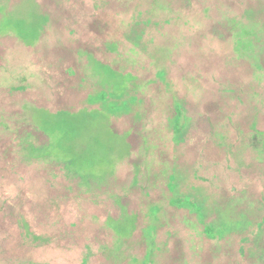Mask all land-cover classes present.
Here are the masks:
<instances>
[{
  "label": "rangeland",
  "instance_id": "374dc122",
  "mask_svg": "<svg viewBox=\"0 0 264 264\" xmlns=\"http://www.w3.org/2000/svg\"><path fill=\"white\" fill-rule=\"evenodd\" d=\"M0 16V264H252L264 207L246 227L253 200L225 199L248 174L264 188L242 125L264 132V0H0ZM193 186L200 220L176 199Z\"/></svg>",
  "mask_w": 264,
  "mask_h": 264
},
{
  "label": "flooded vegetation",
  "instance_id": "af4514ba",
  "mask_svg": "<svg viewBox=\"0 0 264 264\" xmlns=\"http://www.w3.org/2000/svg\"><path fill=\"white\" fill-rule=\"evenodd\" d=\"M4 44H5L4 43V39H3V37H1V40H0V67L3 66V63L2 62H4V58H5V56H4ZM100 89L101 88H99V90ZM90 92H93V91L91 90ZM177 103L178 102H176L175 104H177ZM182 108L184 110L186 109L184 107H182ZM174 117H175V115L172 118H174ZM181 119H182L183 122L176 128V130H175L176 132H174V135H173L174 136V139H176V141H178L177 138L179 137V134L185 130V128H186L185 126L188 124L187 123V121H188V117L187 116L186 117H182ZM168 120L170 122V120H172V119H168ZM228 120H230V119H228ZM256 124L257 123H255V122L249 124L248 121H247V123L242 124V125H247L248 126V129L247 130L249 131L248 133H247V131L245 132L247 134V139H244V143L246 144V149L243 148V152L245 153L244 156H243V159H246V162L248 161V163H250V162H253L254 163V161H258V162H263V164H264V161H262V159H264V132L255 130V126L254 125H256ZM151 125H152V123H151ZM218 133H221V132H219L216 129H213V127H212V136H214L215 138H218L219 140H221L220 139L221 138V135H219ZM156 134L154 135L155 137H156ZM225 136H226V139L228 140L229 137L227 135H225ZM23 140L24 141H27L26 139H23ZM29 140H33V138H31ZM35 140H33V142H36ZM32 144L33 143L28 142L29 150H30V147L38 148L36 145H32ZM43 146H42V148H43ZM225 146L227 147L228 144H226ZM226 147L224 149H226ZM39 148H40V146H39ZM225 152L227 153L226 156L228 158H230L231 159V162H232L233 161V156L232 155H229V153H230L229 151L228 152L225 151ZM235 157L237 158V162H238V157L237 156H235ZM238 165L239 164L237 163V165L232 166L231 168L237 167ZM66 171L64 170L63 172L66 173ZM138 174H139L138 172H135L134 173L133 181H131L130 184H129V185H131L130 187H131L132 191L135 194L141 193L143 195L145 194L146 197H150L151 196V193L154 191L153 188H155V186L153 185V183L149 184V185H153V187H151V188L148 187L149 190H147L148 188H146L144 186H141L140 182L135 181V177ZM172 177H173V174L169 175V180H171ZM76 178L78 179V181H77ZM66 179L69 180L68 183H69V186H70V189H69L70 191L73 190V187L75 185L81 186V182H83V181L85 182V185H87V187H88L87 192H86V195L89 194V191L90 190L92 191L90 185H92L91 183L93 181L90 180V178L87 181L84 179V176H82L81 179H79L78 178V175H77V172H76V173H74V175H73V173H66ZM73 179H75V183H73V181H72ZM256 180L257 179H255V177H251L248 174V183H250V185H242L240 187V192H236L237 190H239L238 187H235L232 190H229L233 194L236 192V195L237 196H233V197H229V198H226L225 199L227 201V203H228L229 200H232L233 201L235 197L236 198L237 197H241V196L244 197V195L247 194L253 200V202H252L251 205H248L246 202H243V203H239L238 204L240 207L242 206L241 209L243 210V213L246 214V216L248 217V219H247L248 220V224H243L242 226H246V227H250L251 226V227H253L254 226L253 225V222L249 218L250 217L251 218H254L255 217L256 209L257 208H259L258 211H261V207L262 206L264 207V188H260L261 186H259V185H258V187H253L252 186L256 182ZM150 182H151V179H150ZM167 187L170 190V192H172V193L174 192V188H175L174 185L171 188V184L168 182L167 183ZM191 189H192L193 192L188 194V198L187 199H185V198H179V197H176V199L178 200V202H180V203H178L180 205H187L188 203L191 204V206L189 207V210H193V213L195 215H197L198 219L200 220L203 217V215L205 214V213H203L205 209L201 205V203H202V197H201L200 193H198V191H197V189H196L195 186L191 187ZM92 193H93V191H92ZM100 194H101V191H100ZM225 200L224 201L222 200V204H225L226 203ZM169 201L172 202L173 200H171V198H169ZM175 204H177V203H175ZM159 211L160 210L158 209V211H154V212L155 213H158ZM212 212H213V214L217 218L218 217L217 214L214 213L213 210H212ZM151 215L153 216V215H156V214H153L151 212ZM138 219H139V215H138V217L136 219V224H137ZM262 219H263V222H264V214L262 215ZM215 226L217 227L216 224H215ZM216 227H214V228L212 227L213 229L212 228H209V227L206 228L207 234H209V235H216L217 234L216 233L217 232ZM261 228L262 227H261V225L259 223L258 226H257V228H256L257 230L256 231H253V235H256V234L258 236L264 235L263 232H260ZM147 229L150 230V227H147ZM252 230H254V229H252ZM245 240H249V238L248 239H245ZM251 252H252V254H251ZM216 253H219V251L218 250L214 251V254H216ZM240 253L245 254L243 252V248H241ZM202 254H203V252L201 250H199L197 253L194 254V257L197 260V264L200 263V258L202 256ZM242 258L243 259H246L247 258V259L251 260L252 261V264H264V250L263 249L257 250L256 253H255V255H254L253 251H249L248 254L245 255V256H242ZM251 261H250V263H251ZM187 262L190 263V259L185 260V264H187Z\"/></svg>",
  "mask_w": 264,
  "mask_h": 264
},
{
  "label": "trees",
  "instance_id": "16d2710c",
  "mask_svg": "<svg viewBox=\"0 0 264 264\" xmlns=\"http://www.w3.org/2000/svg\"><path fill=\"white\" fill-rule=\"evenodd\" d=\"M234 18V17H233ZM236 18H238V16L236 15ZM228 24V23H227ZM238 21H234L232 24H231V28L233 29V27L234 28H236L237 29V31H239V38L238 39H236V47H237V49H236V52L237 53H241V52H244V53H241V55H243V54H245V51L246 50H239L238 49V46L239 45H241V44H243V45H247V41L249 42V44L251 45V48H252V52L254 51V49H255V45H257L256 43V41L254 40V35H253V33L251 32L250 34H246V33H243L240 29V27L238 26ZM246 49V48H245ZM252 52H251V50H249L247 53H248V55H251L252 54ZM257 55V54H256ZM260 56L262 57H264V55H258V61L260 60ZM176 102H178V101H176ZM177 104L179 105V106H177ZM176 104V113H175V116H178V118H182V117H186L187 116V109H183L182 107H184L182 104H180V103H177ZM185 108V107H184ZM36 157V156H35ZM84 264H87V262H84Z\"/></svg>",
  "mask_w": 264,
  "mask_h": 264
}]
</instances>
